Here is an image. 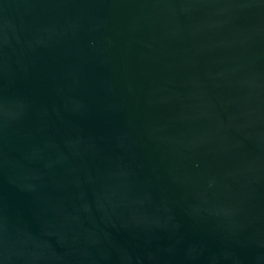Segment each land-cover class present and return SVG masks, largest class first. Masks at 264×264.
Returning a JSON list of instances; mask_svg holds the SVG:
<instances>
[{
  "label": "water",
  "instance_id": "water-1",
  "mask_svg": "<svg viewBox=\"0 0 264 264\" xmlns=\"http://www.w3.org/2000/svg\"><path fill=\"white\" fill-rule=\"evenodd\" d=\"M0 264H264V0H0Z\"/></svg>",
  "mask_w": 264,
  "mask_h": 264
}]
</instances>
